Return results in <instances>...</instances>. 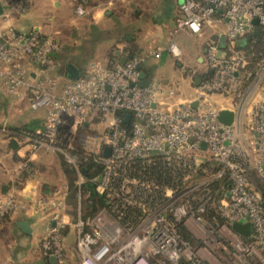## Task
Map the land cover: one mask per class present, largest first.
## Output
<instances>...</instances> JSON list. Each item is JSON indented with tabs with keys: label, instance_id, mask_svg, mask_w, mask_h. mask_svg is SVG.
I'll return each mask as SVG.
<instances>
[{
	"label": "built area",
	"instance_id": "2783aa9c",
	"mask_svg": "<svg viewBox=\"0 0 264 264\" xmlns=\"http://www.w3.org/2000/svg\"><path fill=\"white\" fill-rule=\"evenodd\" d=\"M0 1L8 4L9 0ZM29 1L10 0L2 20L9 23L12 13L25 11ZM179 11L178 28L200 34L223 22L226 41L225 45H208L206 60L212 68L211 77L202 79L189 101L169 110L161 105L175 93L174 88L166 92L152 82L140 86L142 66L150 59H159L163 50L110 66L93 63L80 78L69 80L57 73L54 53L60 45L56 38L37 30L21 32L12 24L0 26L1 87L15 94L27 87L31 108L47 111L43 128L24 131L25 143L32 151L49 149L68 156L76 139L86 158L102 166L93 179L97 191L108 200L140 210L135 226L121 225L106 208L86 221L79 219L77 226L84 232L79 244L80 264H264V196L258 193L253 175L264 179V61L252 75L247 71L250 54L237 44L257 26L263 29L264 0H182ZM76 12L88 13L82 5ZM219 49L224 56L218 55ZM167 50L176 58L182 54L173 39ZM36 67L38 76L34 79L31 76ZM211 94H222L232 101L217 108ZM248 95L257 101L245 121L243 99ZM238 97L240 104L234 102ZM222 108L235 111L232 124L220 122ZM116 110L122 115H116ZM126 114H131L129 122L125 121ZM98 127L101 133H94L92 129ZM156 159L176 163L175 170L183 172L182 181L173 186L144 179L136 162ZM70 162L80 169L77 159ZM224 177L229 186L221 213L232 221H250L252 237L242 239L226 226L225 235L231 241L226 243L217 237L219 229L204 223L199 233L211 239L198 244L184 239L174 223L168 224V218L178 222L187 218L194 223L195 216L203 218L201 212L209 199L205 187ZM66 191L59 188L60 196L51 200L50 215L55 219L63 218L59 209L66 208ZM15 202L13 194L0 202V218L16 207ZM36 202L37 209H44L48 203L44 195ZM196 202L200 205L197 209ZM51 225L50 234H57L60 226ZM52 239L45 245L47 255H56L60 260L56 264H64L59 238Z\"/></svg>",
	"mask_w": 264,
	"mask_h": 264
},
{
	"label": "crops",
	"instance_id": "0c3cea01",
	"mask_svg": "<svg viewBox=\"0 0 264 264\" xmlns=\"http://www.w3.org/2000/svg\"><path fill=\"white\" fill-rule=\"evenodd\" d=\"M181 1L30 0L25 11L12 13L9 23L2 20L1 14L9 9L8 4H12V2L9 0L6 4L0 1V26L7 27L12 24L18 31L26 33L37 30L43 36H51L59 42L67 40V38H93L88 43L91 46L95 41L98 43L97 38L104 36L101 35V30L98 28L110 25L109 21L116 12L128 8L131 11L127 19L128 22L122 21V25H125L126 28L119 29L117 31L119 35L116 38H110L112 35L105 36L108 37L106 38L108 44H106L107 48L103 54L92 55L88 58L82 55L85 54L82 51L79 55H63L59 51V61H63V64L68 61L75 62L84 71L93 63L109 66L114 64L117 58L120 60L128 59L149 51L163 50L159 59H150L143 68L150 82L163 88L162 85L158 84L159 78L155 67L165 57L168 60L167 47L169 41L173 39L185 52H188L189 49L191 56H195L198 64L178 65L183 70L182 74L186 79L174 88L176 90L175 96H168V99H164L168 103H162V106L172 108L174 104L180 105L189 101L199 84L196 82L197 78L200 77L202 81L209 71L206 60L208 45L212 42L225 45L226 41L221 38L225 31L223 22H217L214 26L204 29L200 34H193L187 28H178ZM80 4H83L82 6L88 10L87 17H81L77 14L76 8ZM144 9H146V13L141 15ZM85 18L89 20V24L85 22ZM118 25L120 24L118 23ZM82 28H87L83 36L79 33ZM144 28H148L147 33L140 35V32L145 31ZM57 73L61 74L59 64ZM36 76H38L37 67L34 68L31 77L35 79ZM165 81L166 78L162 82ZM5 92L8 91L0 85V107L5 112H8L6 110H9L10 106L16 107L18 102L22 103L20 107H25V110L23 109V116L20 114V116L13 118V115H9V113H3V116H0V195L9 190L18 192L23 198L34 197L39 193L42 194L43 191L49 195L51 194V187L58 185V182L54 177L48 178L43 171L53 168L63 172L61 162L53 150L32 151L30 145L25 143L23 136L25 130L43 128L47 111L31 108L30 92L27 87H21L17 94L11 92L12 100L9 99L8 101L1 99ZM217 96V94H211L210 100L220 108L224 105L218 106ZM24 220L31 224L32 232L30 234L24 233L18 226V222ZM43 224L44 218L39 214L38 209H22L20 212L9 216L8 230L11 232V242L15 245L11 258L13 264L28 263L20 261L22 256L26 258L28 252L37 255L36 260H31L35 261V264H50L40 247L44 230L42 227H45Z\"/></svg>",
	"mask_w": 264,
	"mask_h": 264
},
{
	"label": "rangeland",
	"instance_id": "374dc122",
	"mask_svg": "<svg viewBox=\"0 0 264 264\" xmlns=\"http://www.w3.org/2000/svg\"><path fill=\"white\" fill-rule=\"evenodd\" d=\"M80 5H83V4H80ZM84 8L86 9L85 6H84ZM145 10L146 9L142 10L141 15H144V13H146ZM87 12H88V10H87ZM130 12L131 11L128 10V8H125L124 11L116 12L115 15L112 16L110 21H109L110 25L99 27L98 29L101 30L100 31L101 35H104V36H103V38H97L98 43L95 41V43L93 45L89 46L88 43H89V41L93 40V38H67V40H63L62 42H59V45H60L59 51L63 55L64 54H66V55L78 54L79 55V54H81V51H82L85 53L82 55H84L88 58L92 55L103 54V52H105L106 48H107L106 44H108L107 39H106L108 37H105V36L106 35L107 36L112 35L110 38H116L117 35H119V34H117V31L119 29L123 30L124 28H126L125 25H122V21L128 22L127 19L129 18V15L131 14ZM86 15H79V16L87 17ZM85 20H86L85 22H87V24L90 23L87 18H85ZM118 23L120 25H118ZM144 30L145 31L142 30L143 31L142 33L140 32V35H144V33H147L148 28H144ZM86 31H87V28H85V29L82 28L79 33L81 36H83L84 32H86ZM133 31H135V30H133ZM131 33H132V31H131ZM120 36H121V34H120ZM204 38H207V37H204ZM181 49H182V47H181ZM84 50H86V51H84ZM189 51L190 50L188 49V52L187 51L185 52L182 49V54L179 58L172 56L168 52V60L165 57L164 59H162L161 62L157 63L155 70H156L157 76L159 78L158 84L162 85L166 92H168L169 88H176V86L179 83H181L183 80L186 79L185 76H183V74H182L183 70L180 69L178 66L179 64H183L185 66L198 64L195 56H191L192 54ZM26 65L27 64H24L23 67H25ZM103 66H106V65H103ZM165 78H166V81L162 82V81H164ZM30 80H33V79H30ZM61 82L64 83L66 81H64V79H62ZM175 92H176V90H175ZM217 95H218L217 96L218 97V102H217L218 106L221 104H223V105L230 104V102L232 101L231 99H228L226 96H224L222 94H217ZM173 96H175V95L173 94ZM1 99L5 100V101H8L9 99L12 100L11 92H9V91L5 92L4 95L1 96ZM166 99H168V97ZM255 101H257V99L252 97V96L248 95V96L244 97L243 103H245V104H244V107L242 108L243 109L242 115H243V117H245V121L248 120L249 114L253 108ZM163 102L165 103L167 101L163 100ZM234 102L236 104H240V98L238 97L237 100ZM21 104L22 103L18 102V105L16 107L12 108V106H10L9 110H6L8 112H5L3 110V108L0 107V116H3V113H9V115H13V118L15 116H20V114L23 116L25 107L21 108L20 107ZM236 104H234V106ZM179 106H180L179 104L178 105L174 104V106H172V108H166V107L161 105L162 108L168 109V110L177 108ZM215 107H217V106H215ZM92 130L94 131V133L100 132L99 127L96 129H92ZM74 138H76V137H74ZM74 141H75L74 143L76 144V139ZM67 153H68L67 154L68 156H65L64 154L56 152V154L58 156L57 158L60 160V162L62 160H64L72 168L75 169V174L77 177L76 183L79 186V197H78L77 204L75 206H72L67 201V191H66V195H65L66 208L64 211L59 209L63 215V218L61 220L55 219L53 216L50 215V214H52V210H53L52 204H51V202L53 201V198L55 199L56 197L60 196L59 192H58L59 188H63V187L67 188L66 177H65L64 173L59 169L49 168L48 170H45V172L43 171V173H45V175L48 178L54 177L56 179V181L58 182V185L51 187V194H49V195L45 194L43 191L42 194L39 193L34 197L31 196L28 198H23L20 196V194L18 192L13 191V190H9L7 193L0 195V202L1 201L3 202L6 199V197L8 195H11V194L14 195V198L16 200V202H15L16 207L11 211H7L0 218V264H13L12 263L13 260H11V258H12V250L14 249L15 245L11 242V239H10L11 238L10 237L11 232L8 230L7 224H8L9 216H11L14 213L20 212L22 209H29V210L30 209H37L36 208V203H37L36 201L38 198H40L41 195H44L45 200H47V202L49 203V204L47 203V206H45L44 209L43 208L38 209L39 214L41 216H43V218H44V224L43 225L45 227H42V228H44V230L42 232L43 235L41 237V245H40L44 257L46 258L47 254L49 253V251H47L45 248L46 243L48 241L53 242L54 239H52V238L53 237L56 238L58 236L60 245L63 248V250L61 252L64 255L63 263L64 264H80L79 258H80L81 251L79 250V244L81 243V239L83 237L84 232L83 231L80 232L77 224H78L79 219H82L83 221L87 220L88 217L85 218L84 215L88 212L90 207L88 206V203L86 200L87 195L81 194V190H80V187L83 185L85 177H84L81 169L77 170L73 166V164L70 162V160L72 158L76 159L74 154L69 152V151ZM77 163H78V161H77ZM253 175H254V181L256 183L255 187H256L258 193L260 191L264 196V179L258 177L257 174H255V173ZM80 181L82 183H79ZM222 201L223 200H221L220 207L222 206ZM175 207H177V205ZM224 218H226V217H224ZM195 219L197 221L196 223L192 222L191 220H189L187 218L182 219L181 221L178 222L176 218L169 217L168 218V224L174 223L177 226V222H178V224H183V226L188 228L190 231L192 230L193 234L188 235V237H184V239H189L191 241L193 240L194 242H196V244L201 243L203 241V239H211L210 237H206V236L202 235L201 233H199L200 231L198 229L199 228L198 226H201V224L205 223L204 219L201 218L200 216H198V217L195 216ZM52 222L54 224L60 226L58 231L55 232L57 234H50L52 232V225H51ZM230 222H233V221L230 220L229 218H226V221H224V223L216 226V229H219L217 231L218 233L216 235H217V237H219L220 241L225 240L226 243L231 242L230 238H228V236L225 235V232H224V229L226 228V226H228L227 224ZM151 223H152V221H150L148 223V226L151 225ZM26 258H25V256H22V258H20V261L23 263L28 262L26 264H35V261H31V260H33V259L36 260L37 255H33V254L28 252V255L26 256ZM58 261H60V260H58ZM14 264H17V263H14Z\"/></svg>",
	"mask_w": 264,
	"mask_h": 264
},
{
	"label": "trees",
	"instance_id": "16d2710c",
	"mask_svg": "<svg viewBox=\"0 0 264 264\" xmlns=\"http://www.w3.org/2000/svg\"><path fill=\"white\" fill-rule=\"evenodd\" d=\"M237 44L239 48L244 49L250 54V63L247 67V71L252 75L256 71L258 63L264 61V27L259 35L253 36L251 39L247 37L238 39ZM59 52V51H58ZM58 52L54 53V57L58 61L60 66V72L64 75L63 61H59ZM120 59H115L114 63L119 62ZM145 65V64H144ZM144 65L142 68H144ZM110 66V65H109ZM212 75V68L209 67V71L205 74L203 79H208ZM251 75V76H252ZM245 81L248 82L247 73L245 75ZM247 82H244L243 87ZM76 157L79 167L85 177L83 185L80 187L81 194H86L87 203L90 209L84 215L85 218L92 217L100 210L106 208L109 213L123 226H135L140 221V210L128 206L125 203H118L112 200H108L104 195L97 191V186L93 182V179L102 171V166L94 162L91 158H86L85 153L81 150L78 143L74 145V149L71 151ZM62 170L67 180V201L70 205L75 206L79 197V186L76 183L75 169L72 168L66 161H61ZM176 163L165 162L161 159H156L153 162L148 160H140L136 162L135 167L141 172L144 179H154L159 183L167 182L173 186H176L182 181V171L175 170ZM177 173V174H175ZM229 180L227 177L214 180L205 187V191L209 193V199L204 203L201 216L205 223L216 227L219 224L224 223L226 218L221 213L220 203L226 196L228 190ZM45 194H47L44 191ZM198 203H194V208H198ZM123 214V215H121ZM237 235L242 239H250L253 235V226L250 221H233L227 224ZM177 232L184 238L191 235V232L183 226L178 224L176 226ZM49 259V255L46 256Z\"/></svg>",
	"mask_w": 264,
	"mask_h": 264
},
{
	"label": "water",
	"instance_id": "95a60500",
	"mask_svg": "<svg viewBox=\"0 0 264 264\" xmlns=\"http://www.w3.org/2000/svg\"><path fill=\"white\" fill-rule=\"evenodd\" d=\"M255 24H258V21L255 20L254 21ZM261 32V28L259 26H257L254 31L248 35V39H251L253 36L259 35ZM223 40H225V37L222 36L221 37ZM222 46V45H220ZM219 56H224L225 52L221 49H219V51L217 52ZM126 60V58H123L122 60H120V62H124ZM83 75V70L82 68L77 65L75 62H65L64 64V76L69 79V80H77L78 78H80ZM141 78L142 81L140 82V86H147L150 83V79L148 78L146 72L144 70L141 71ZM197 84L201 82V78L198 77L196 80ZM192 105L196 106L197 102L193 101L191 102ZM116 115L121 116L122 115V111L121 110H116L115 111ZM236 117V113L233 109H229V108H222L219 112V120L220 122L226 124V125H230L234 122ZM131 118V114H126L125 115V121L129 122ZM263 208H264V203H263ZM18 226L19 228L26 234H30L32 232V227L29 221H20L18 222ZM49 261L50 264H56L58 262V258L56 255L51 254L49 255Z\"/></svg>",
	"mask_w": 264,
	"mask_h": 264
},
{
	"label": "bare ground",
	"instance_id": "6f19581e",
	"mask_svg": "<svg viewBox=\"0 0 264 264\" xmlns=\"http://www.w3.org/2000/svg\"><path fill=\"white\" fill-rule=\"evenodd\" d=\"M201 230H202V227L198 226ZM225 233H227L225 230H224ZM234 238V241L237 240L235 237Z\"/></svg>",
	"mask_w": 264,
	"mask_h": 264
}]
</instances>
